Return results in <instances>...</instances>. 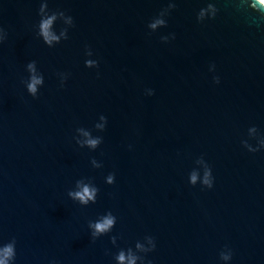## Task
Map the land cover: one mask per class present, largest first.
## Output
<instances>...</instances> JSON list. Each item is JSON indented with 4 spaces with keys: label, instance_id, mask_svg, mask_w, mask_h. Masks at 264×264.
Masks as SVG:
<instances>
[{
    "label": "water",
    "instance_id": "95a60500",
    "mask_svg": "<svg viewBox=\"0 0 264 264\" xmlns=\"http://www.w3.org/2000/svg\"><path fill=\"white\" fill-rule=\"evenodd\" d=\"M0 264H264V4L0 0Z\"/></svg>",
    "mask_w": 264,
    "mask_h": 264
},
{
    "label": "clouds",
    "instance_id": "9594fccd",
    "mask_svg": "<svg viewBox=\"0 0 264 264\" xmlns=\"http://www.w3.org/2000/svg\"><path fill=\"white\" fill-rule=\"evenodd\" d=\"M261 3L264 4V0H261ZM48 23H50V21L49 22H45V24L42 26L45 29V36L46 37H47L46 29L48 27ZM37 82L38 81L34 80L33 84H35ZM29 89H30V91H34V87L32 85L29 86ZM95 143H96V141H89V144H91L93 146L95 145ZM76 195L81 199V201H85L86 198H88V199L92 198V194L89 192V190L87 188H84L83 193H77ZM111 224H112V220L111 219H106L102 224H97L95 227H96L97 231H103L107 227H109ZM8 251H10V250H6V253ZM119 259L121 261H123V259H124L123 255H121L119 257Z\"/></svg>",
    "mask_w": 264,
    "mask_h": 264
},
{
    "label": "bare ground",
    "instance_id": "6f19581e",
    "mask_svg": "<svg viewBox=\"0 0 264 264\" xmlns=\"http://www.w3.org/2000/svg\"><path fill=\"white\" fill-rule=\"evenodd\" d=\"M261 1V0H260Z\"/></svg>",
    "mask_w": 264,
    "mask_h": 264
}]
</instances>
